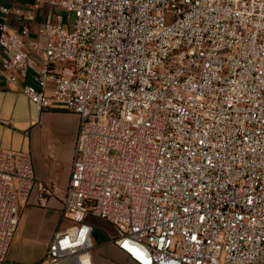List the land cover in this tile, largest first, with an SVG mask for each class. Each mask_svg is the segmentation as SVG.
<instances>
[{"label":"built area","instance_id":"1","mask_svg":"<svg viewBox=\"0 0 264 264\" xmlns=\"http://www.w3.org/2000/svg\"><path fill=\"white\" fill-rule=\"evenodd\" d=\"M17 1L0 0V76L79 128L64 189L0 149V264L54 195L70 225L40 264H95L88 214L136 264H264V0Z\"/></svg>","mask_w":264,"mask_h":264},{"label":"crops","instance_id":"2","mask_svg":"<svg viewBox=\"0 0 264 264\" xmlns=\"http://www.w3.org/2000/svg\"><path fill=\"white\" fill-rule=\"evenodd\" d=\"M27 4H29L28 0L17 1L19 6ZM44 12V10L37 12L36 20L31 22L33 30H36L37 24L42 22ZM8 22L16 27L22 26V22L14 17H10ZM22 86V83L8 85L0 76V149L30 153L33 158L37 180L47 186L64 189L70 180L78 139L79 117L60 105L45 109L50 113L73 115L74 117L69 119L71 123H68L71 133H62V138H60L61 136L58 138L47 135L48 140L43 143L42 147L37 146L36 142L32 147V138L29 133H31L33 125L39 119L40 111L25 96ZM22 221L24 225L26 224V229L28 227L27 231L30 232V235L37 229L42 231V238L47 246L56 233L63 231L70 225L66 224L68 221L62 220V202L61 197L58 195L49 197L45 206L32 202L26 205L18 227H20ZM94 238L96 243L95 234ZM111 241L96 246L99 248L98 258L112 259L119 264H136Z\"/></svg>","mask_w":264,"mask_h":264},{"label":"rangeland","instance_id":"3","mask_svg":"<svg viewBox=\"0 0 264 264\" xmlns=\"http://www.w3.org/2000/svg\"><path fill=\"white\" fill-rule=\"evenodd\" d=\"M41 21H43V17ZM72 21H74V17H72ZM59 66L61 68H72L73 64L71 62H65L59 64ZM39 111V119L33 125L31 133H29L32 138V147L35 142L37 143V146L39 145V147H42L43 143L48 140L47 135H52L53 137L58 138L61 136L60 138H62V133H71L68 123H71V120L69 121V119L71 117L73 118V115L50 113L45 110ZM85 221L92 225L94 229L96 246L100 243L111 241L116 237L115 227L106 219L88 214ZM66 224L68 225L70 223L66 222ZM27 230L28 227L26 229V224L24 225L22 221L9 249L6 259L7 264H40L44 258L48 246L42 238V231L37 229L30 235V232ZM98 253L99 248L96 247L93 251V258L96 264H119L112 259L98 258Z\"/></svg>","mask_w":264,"mask_h":264}]
</instances>
